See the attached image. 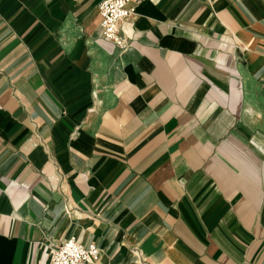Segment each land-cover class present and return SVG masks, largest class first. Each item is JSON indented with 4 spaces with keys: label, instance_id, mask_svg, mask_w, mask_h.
<instances>
[{
    "label": "crops",
    "instance_id": "crops-1",
    "mask_svg": "<svg viewBox=\"0 0 264 264\" xmlns=\"http://www.w3.org/2000/svg\"><path fill=\"white\" fill-rule=\"evenodd\" d=\"M0 0V264H264V0Z\"/></svg>",
    "mask_w": 264,
    "mask_h": 264
},
{
    "label": "built area",
    "instance_id": "built-area-1",
    "mask_svg": "<svg viewBox=\"0 0 264 264\" xmlns=\"http://www.w3.org/2000/svg\"><path fill=\"white\" fill-rule=\"evenodd\" d=\"M140 0H99V12L103 37L121 48L127 45L122 22L134 11ZM213 1V0H212ZM100 247L92 242L85 244L69 237L53 251L51 264H88L100 256Z\"/></svg>",
    "mask_w": 264,
    "mask_h": 264
}]
</instances>
